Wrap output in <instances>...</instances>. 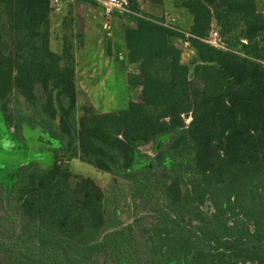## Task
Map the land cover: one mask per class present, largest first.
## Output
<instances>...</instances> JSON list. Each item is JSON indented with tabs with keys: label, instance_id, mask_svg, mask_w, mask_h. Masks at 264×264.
Here are the masks:
<instances>
[{
	"label": "trees",
	"instance_id": "obj_1",
	"mask_svg": "<svg viewBox=\"0 0 264 264\" xmlns=\"http://www.w3.org/2000/svg\"><path fill=\"white\" fill-rule=\"evenodd\" d=\"M126 1L139 96L116 111L85 105L77 119L69 23L57 53L51 0H0V148L28 150L30 123L52 140L0 176V264H264V11L176 0L192 18L185 38ZM214 26L226 49L204 40ZM71 158L128 182L127 221L91 177L72 175Z\"/></svg>",
	"mask_w": 264,
	"mask_h": 264
},
{
	"label": "rangeland",
	"instance_id": "obj_2",
	"mask_svg": "<svg viewBox=\"0 0 264 264\" xmlns=\"http://www.w3.org/2000/svg\"><path fill=\"white\" fill-rule=\"evenodd\" d=\"M139 3L142 4L144 8V10L141 11L146 14L162 16L165 21L168 17L173 16L175 18L173 21L174 24L177 26L180 24L178 21L180 15L177 13L180 7L176 0H165L163 3H159L158 0H139ZM96 4L81 0H51L50 48L57 53L61 51L62 46L63 31H61L60 20L62 19L61 21H63V11H66L68 8L72 9L71 13L74 19H70L71 25L69 24L70 27L66 26V32H71V34L76 37L78 31H81L83 27L81 26V23H83L84 16L81 11L87 6H91L97 14L100 12V15L97 16V27L96 25H93L92 30L87 34L86 40L89 38L87 40V45L83 48L79 46L77 47V44L79 43L77 38L74 37L76 42L75 46L77 47L75 48L74 58L76 87L79 75H82L84 72H95V80H98L97 84H93V86L90 87V95H85L77 91V105L75 109L77 119L81 114L83 106L92 105L89 103V99L95 104L94 110L96 112L115 111L126 107V89L123 86L122 75L123 72L126 73L127 76L128 74L137 72L136 65L128 61L126 57V48L123 49L120 39L124 28L129 25V19L122 17L117 11H113L109 16H105L100 5L97 4L99 5V8ZM256 9L258 11H264V0H256ZM64 21L67 22L66 20ZM93 23H95V21ZM214 29L217 31L219 30L216 26H214ZM112 35H114V38L112 40H107V38L112 37ZM192 59L193 54L190 53L184 54L181 60L190 63ZM103 75L106 76L104 79L102 78ZM102 80L105 82L104 85L100 84ZM133 96L135 99L138 98L137 94H133ZM23 128L24 142L29 146L28 150L24 152H6L0 148V176L5 175L7 170L20 163L36 159L33 157L35 155L33 152L42 147L37 142L43 140L48 144L52 141L47 136L46 130H41V128L34 123L23 125ZM156 146V144H147L141 146L140 149L145 153L151 154L153 148H156ZM43 151V156L38 159V161L42 166L47 167L51 164L52 155L45 150ZM67 165L72 175L91 177L107 195L108 204L110 206L117 205L119 207V216L121 219L124 221L129 219L130 205L127 202L128 195L126 193L129 184L127 181L115 179L110 173L101 171L78 158L69 159Z\"/></svg>",
	"mask_w": 264,
	"mask_h": 264
},
{
	"label": "crops",
	"instance_id": "obj_3",
	"mask_svg": "<svg viewBox=\"0 0 264 264\" xmlns=\"http://www.w3.org/2000/svg\"><path fill=\"white\" fill-rule=\"evenodd\" d=\"M158 2L159 3H163V2H165V0H158ZM96 6L99 7V5H97V4H96ZM139 8H140V10H144L143 5L140 4V3H139ZM178 10L179 11H177V13H178V15H180V19L178 18V21L180 22V24H178V26L174 24L173 21L175 20V18L173 16L172 17H168V19L166 21L172 27H175V28L177 27L178 29H180L183 32H185L187 30V28L189 27V25L191 24L192 18H191V15L184 8L180 7V9H178ZM71 12H72V9L68 8V9H66V11H63V14H62L64 16L63 20H66L67 23L69 22L70 25H71V20L70 19H72V18L74 19V17H72V13ZM81 13L84 16V20L82 21L83 23H81V26H83V27H82L81 31H78L76 38H77V41L79 43L78 46L83 48L88 43L87 40L89 38L87 40H86V38H87V34H89L90 30H92V26L96 25V27H97V16L100 15V12H99V14H97L93 7H91V6L88 7L87 6L85 9H83V11H81ZM61 20H60V22H61V24H60L61 25V31H63L64 29L62 27L63 24H62ZM94 21H95V23H93ZM129 25H132V22H129ZM93 34H95V33H93ZM113 38H114V35H112V37H108L107 40H112ZM120 39H121L122 47L124 49L125 45H124V40H123V34L121 35ZM175 45L181 49V59H182L184 54H190L188 49H185V48L182 47V39H178L177 38L175 40ZM191 54H193V52ZM136 69H137V66H136ZM133 73H135V72H133ZM95 76H96L95 72H84L82 75H79V77L77 79L78 82H77L76 91H79V92H81V93H83L85 95H90L89 94L90 93L89 91L91 90L90 87H92L93 84H97V82H98V80H95L96 79ZM104 77H106V76L103 75L102 78L104 79ZM127 77H128L127 74L123 72L122 80H123V86L126 89V92H125V101H126V103H128L131 100H136L134 98L133 94L134 95L137 94V96H139V93H140V87H138V86H130L127 83ZM104 83L105 82H103V80L100 82V84H102V85H104ZM89 103H91L92 104L91 106H93V109H95V104L91 101V99H89ZM107 112H109V111H107Z\"/></svg>",
	"mask_w": 264,
	"mask_h": 264
},
{
	"label": "built area",
	"instance_id": "obj_4",
	"mask_svg": "<svg viewBox=\"0 0 264 264\" xmlns=\"http://www.w3.org/2000/svg\"><path fill=\"white\" fill-rule=\"evenodd\" d=\"M101 7L102 12L105 16H109L113 11L121 12H131L127 6L126 0H95ZM165 26H170L164 19L160 22ZM188 32H184V37H188ZM207 43L214 47L226 49V45L216 29H211L208 36L204 39ZM182 47L188 49L190 53L193 51L189 48V42L186 39L182 40Z\"/></svg>",
	"mask_w": 264,
	"mask_h": 264
}]
</instances>
